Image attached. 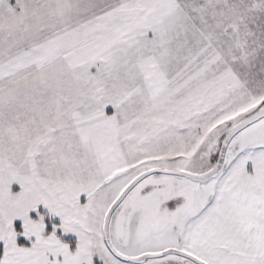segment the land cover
Listing matches in <instances>:
<instances>
[{"label": "snow or ice", "instance_id": "obj_1", "mask_svg": "<svg viewBox=\"0 0 264 264\" xmlns=\"http://www.w3.org/2000/svg\"><path fill=\"white\" fill-rule=\"evenodd\" d=\"M0 264H264V0H0Z\"/></svg>", "mask_w": 264, "mask_h": 264}]
</instances>
